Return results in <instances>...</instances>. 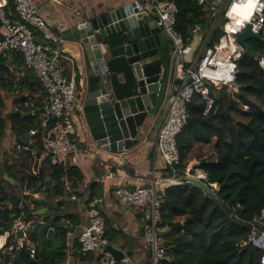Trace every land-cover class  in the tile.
<instances>
[{"label":"trees","instance_id":"trees-1","mask_svg":"<svg viewBox=\"0 0 264 264\" xmlns=\"http://www.w3.org/2000/svg\"><path fill=\"white\" fill-rule=\"evenodd\" d=\"M13 3V0H11ZM178 8L176 29L183 39L190 43L195 25L210 29L213 18L204 6L196 0H173ZM14 10V7H13ZM226 19L219 18L212 27L206 47L215 48L225 36ZM1 38V37H0ZM9 55V54H8ZM7 53L0 56V78L8 73L5 67ZM20 58V57H18ZM264 40H250L247 49L237 61V93L228 87L206 82L209 94L205 97L195 93L188 105V123L177 138L181 163L179 176L186 172L188 152L195 143L211 145L218 151L213 159L202 160L199 169L206 174L209 184L217 185L216 196L223 203L220 207L210 196L198 187L173 183L163 188L165 196L161 226L167 260L162 264H263V251L251 244H245L254 227V220L262 219L264 212ZM190 65H187L189 67ZM1 80V82H3ZM38 89L46 95L37 80ZM210 100L212 109L207 111ZM28 100L19 99L21 112L30 113L24 107ZM40 106V103H38ZM42 107V106H40ZM5 102L0 94V139L6 129L3 117ZM45 119L40 113L23 116L16 112L10 117L11 130L17 140L29 137L31 131L32 150L45 153L48 131L56 126V120ZM28 150L27 152H30ZM31 159L36 156L29 153ZM6 171L18 183L12 185L2 179L0 190V264H67L68 257L73 264H103L102 254L84 256L78 237L71 252L68 245V231L62 225L72 218L71 214L47 217L38 216L39 221L30 231L28 238L18 242L14 232L15 224L23 221L30 212L37 211L45 203L32 202L31 191L45 189L46 169L37 175L18 170L7 162ZM50 180L55 197H63L66 191L65 179H81L77 168L52 166ZM168 175L170 170H166ZM100 186L93 183L87 205L98 199ZM27 194H24V193ZM97 207V206H96ZM98 208V207H97ZM99 209V208H98ZM102 211V210H101ZM103 214V211H102ZM104 216V215H103ZM106 221V220H105ZM107 224V222H106ZM107 226V225H106ZM55 233L47 235L49 228ZM106 237L108 238L107 228ZM111 243V242H110ZM34 249V257H31ZM108 264V263H106Z\"/></svg>","mask_w":264,"mask_h":264},{"label":"built area","instance_id":"built-area-1","mask_svg":"<svg viewBox=\"0 0 264 264\" xmlns=\"http://www.w3.org/2000/svg\"><path fill=\"white\" fill-rule=\"evenodd\" d=\"M197 4L204 6L213 18L211 29L217 20L226 19L224 24L225 36L220 41H226L230 50L223 56L217 45L215 48L206 47L200 50L195 62L187 67L182 58L191 51L187 43L176 29L178 8L173 0H137L135 4L140 11L145 5H149L157 16L156 25L161 27L164 34L173 42L174 54L181 60L177 77L183 81V85L174 98L169 113L159 129L155 149L170 170L167 179L153 178L147 182L142 181L136 188L120 184L112 194L117 202L125 206L141 209L143 219L146 221L143 229L144 244L150 254L149 264H162L167 260V251L164 245L163 233L165 228L161 226L163 220V205L165 196L163 188L173 183H178L177 178L189 175L185 172L179 176L178 166L181 156L177 145V138L188 123V105L195 93L207 96L206 82L223 85L232 92L236 91L237 61L242 56L244 49L239 45L236 36L247 25L264 38V0H255L251 13V19L237 21L231 17L235 6L248 0H196ZM14 13L9 10V1L0 0V56L7 53L13 57L20 56L24 65L39 81L46 95V114L44 124L50 119L56 120V126L48 131L45 142V153L52 166H69V158L80 154L79 146L75 140L77 135V104L78 95L77 70L74 59L61 49L63 35L51 27L40 15L39 10L31 0H13ZM233 26L231 30L228 29ZM201 30L195 25L192 33L197 34ZM66 63L72 65L70 77L65 75ZM106 70V68H103ZM216 74H221L216 76ZM192 77L191 84L187 80ZM214 104L210 100L207 111ZM35 131L30 132L34 136ZM32 142H29L31 146ZM20 149L21 146H18ZM213 185V184H210ZM75 199V197H73ZM89 224L78 237L81 253L84 256L99 253L104 257H111L106 248L111 245L106 237V221L102 211L92 206L88 214ZM21 223L19 231L22 239H27L30 231L40 221L33 217L31 221ZM258 229L261 233L258 234ZM53 231L49 228L47 235ZM245 244H251L264 253V215L262 219L254 220V227ZM35 251L32 249L31 257ZM264 264V256L262 259ZM109 264H114L111 259ZM118 264H134L129 258Z\"/></svg>","mask_w":264,"mask_h":264},{"label":"water","instance_id":"water-1","mask_svg":"<svg viewBox=\"0 0 264 264\" xmlns=\"http://www.w3.org/2000/svg\"><path fill=\"white\" fill-rule=\"evenodd\" d=\"M156 22V15L147 10L140 11L132 3L111 7L100 17L80 23L64 33L75 45L72 51L76 58L70 56L74 59L79 79L77 121L84 146L106 166L129 176L135 170L126 162L127 153L141 144L142 131L149 119L161 112L164 115L169 113L183 85L177 77L181 60L174 54L173 42L164 35L161 27L155 25ZM236 38L244 50L248 41L264 40L251 25H247ZM190 47L191 51L182 62L187 56V63L191 64L195 59L196 43ZM192 81L190 77L187 84ZM41 112L46 114L45 109ZM23 141L26 142L27 137H23ZM39 158L37 155V160ZM177 182L198 187L223 207L213 185L207 181L183 175L177 178ZM35 192H31L32 202L41 204V200L33 197ZM58 204L52 209L55 210ZM99 204L97 201L94 206ZM42 215L41 210L30 212L23 222L28 223L33 217ZM257 233L260 234L261 229ZM17 234L22 239V232ZM106 252L114 264L126 257V251L113 245L108 246Z\"/></svg>","mask_w":264,"mask_h":264},{"label":"crops","instance_id":"crops-1","mask_svg":"<svg viewBox=\"0 0 264 264\" xmlns=\"http://www.w3.org/2000/svg\"><path fill=\"white\" fill-rule=\"evenodd\" d=\"M8 1L9 10L15 15L12 1ZM31 1L39 10L43 19L55 30L62 33L64 41L61 44V49L66 54L76 58V54L72 51L75 46L74 42L67 40V36H64L65 32L74 29V27L80 23L100 17L111 7H122L124 5L135 3L137 0ZM144 8V10H147L151 15H154L149 5H145ZM245 8L246 7H243L241 10L243 11ZM211 30V28L209 30L201 28L197 34L193 35L189 44L192 46L196 43L194 62L198 57L200 50L204 48ZM226 45V41H224L223 44L221 43V46L219 45L223 56L230 53V50L227 52L228 47H226ZM7 56L5 67L8 73L0 78V94L3 96L5 102L3 117L7 124L5 134L3 138L0 139V190L3 186L2 179L9 181L12 185L18 183L11 178L6 171L7 167L5 164L7 162L15 165L20 171H27L34 175H37L42 169H46L47 178L45 180V189L49 190L46 193H43L44 191H40V188H37L33 197L41 200L42 203H45V195L50 197L46 200L45 205H42L37 209L41 210L42 214L47 217L49 216L52 218L57 215L65 214L72 215V218L62 225V227L66 228L68 231L67 238L70 247L69 252H71V247L73 246L75 239L79 236L81 231L88 226L89 210L98 201L100 204L97 207L103 211L104 218L107 222V234L108 238H110L111 245L119 250L126 251V257L134 264H149L150 254L145 247L143 237V229L146 221L143 219L141 209L120 204L115 200L112 192L120 184L136 188L140 186L142 181L147 182L153 178L162 180L168 178V173L166 171L167 167L155 149L159 129L164 123L167 114L164 115L161 112L157 117L149 119L142 131L141 144L127 153L128 158L126 162L135 170L130 176L106 166L97 156L86 150L81 130L77 122V135L75 136V140L77 141L78 146H81V150L79 149V155L71 156L69 158V164L77 168L76 172L80 173L78 176H81V179L79 178L76 180V177L66 178L65 185L67 193L63 197H55L52 191L53 184L50 180L51 170L49 168L47 154H39L40 158L37 160L38 154L30 149L32 148V145H29V142H32L30 133L27 141L21 142L22 139L17 140L14 137L10 125V117L16 112L25 117L35 115L38 112L45 119V115L41 111L46 107V99L41 90L38 89L36 77L24 65L22 58L20 56L13 57L8 54ZM186 57L183 61L184 65H192L194 62L191 64L187 63ZM71 74L72 65L66 63L65 75L70 77ZM3 79L4 81L1 82ZM77 84L79 89L78 77ZM22 97L28 100L24 107L29 108L30 113L21 112L19 99ZM38 103H40V106L42 107L38 106ZM18 146H21V148L19 149ZM28 150H31V155L33 154L36 156L34 159L30 158V152H27ZM217 151L218 149L211 145L195 143L191 151L188 152V165L186 172L189 175H196L195 177L206 181V174L199 169L200 163L202 160L213 159ZM93 183H98L100 186L98 199L94 203L87 205V200L90 196L89 188ZM213 187L215 191L219 189L217 185H213ZM24 194L27 193L25 192ZM73 197H75V199H73ZM56 203L59 204L54 210L52 209V206H55ZM40 223H43V221H40ZM20 225V222L15 224V233L19 232ZM55 232L56 231L53 228L51 233ZM25 240L26 239L18 238L19 244H22ZM111 259L112 257H104L102 263L109 264ZM67 264H73V258L71 256L68 257Z\"/></svg>","mask_w":264,"mask_h":264},{"label":"bare ground","instance_id":"bare-ground-1","mask_svg":"<svg viewBox=\"0 0 264 264\" xmlns=\"http://www.w3.org/2000/svg\"><path fill=\"white\" fill-rule=\"evenodd\" d=\"M255 4V0H248V2L240 3L239 5L235 6L234 12L231 14L232 19L236 23L237 21H242V20H248L251 19V13L253 10ZM246 7L243 11L241 8ZM233 28L232 25L228 27L229 30ZM226 53V52H225ZM226 55V54H225ZM221 74H216V76H220Z\"/></svg>","mask_w":264,"mask_h":264},{"label":"rangeland","instance_id":"rangeland-1","mask_svg":"<svg viewBox=\"0 0 264 264\" xmlns=\"http://www.w3.org/2000/svg\"><path fill=\"white\" fill-rule=\"evenodd\" d=\"M227 52H229L228 50H227ZM238 92V90L236 89V91H233V93H237ZM188 171H189V169H188ZM190 175H192V174H190ZM192 176H196V175H192Z\"/></svg>","mask_w":264,"mask_h":264}]
</instances>
